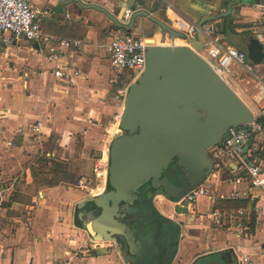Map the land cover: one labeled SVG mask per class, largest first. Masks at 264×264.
<instances>
[{"label":"crops","instance_id":"crops-1","mask_svg":"<svg viewBox=\"0 0 264 264\" xmlns=\"http://www.w3.org/2000/svg\"><path fill=\"white\" fill-rule=\"evenodd\" d=\"M81 1L102 7L109 13H116L120 8H123L122 12L125 9L147 11L149 20L154 18L166 23V18L162 20L158 15L165 14L164 10L154 5L152 0ZM170 1L179 15L195 23L200 18L225 11L220 5H214L219 0ZM260 1L250 0L242 4L233 20L227 18L211 24L215 29L217 26L222 29L224 21L226 26L250 25L249 28L236 29L234 35L250 33L257 16H253L249 4ZM30 2L48 11L40 19L44 32L58 37L64 33V26L75 24L83 27L85 34L79 40L82 42L80 48H62L60 51L59 63L79 72L74 85L53 77L57 64L45 59L48 52L54 51L52 46L38 45L39 48L35 49L34 43L23 41L14 47L0 48V264H128L123 261L122 254L118 255L112 243L98 247L107 249L103 255L92 249V241L83 229V223L88 218L79 216L84 210L78 204L85 198L94 197V193L86 195L84 185L75 189L62 185L37 187L30 172V167L42 154L69 163V159H74L77 136L82 141L81 154L96 150L100 138L98 132H94L98 131L97 124L103 123V117H108L115 109L108 97L111 75H103L105 56L110 68L106 46L114 36L110 34L113 32L111 22L102 13L81 9L74 4L58 12L56 0ZM140 25V22L135 23L133 33L139 34ZM151 33L153 37L158 36L155 30L148 32ZM227 34L218 36L223 42L229 41ZM158 38L161 39V36ZM175 42L179 44L180 41ZM164 43L171 44L167 34ZM260 66L264 78V64ZM233 81L238 86L234 78ZM57 88L64 92L56 93L54 90ZM235 93L246 104L253 98L246 90L242 91L246 100L236 90ZM88 121L94 127L84 131ZM36 123H41L42 134L38 139L31 132ZM253 142L248 150L255 146L262 148L256 152L255 159L264 169V133L258 134ZM82 170L85 171L84 166ZM233 190L245 193L241 199L248 201L252 207L264 202V194L249 188L246 183L234 185L226 178L217 183L212 200L200 198L192 213L177 219L183 239L173 259L174 264H233L235 257L242 255H249L253 264H264V225L251 221L245 223V230L239 233L235 220L220 227L203 222L207 208L210 205L213 207L214 202L220 199L218 195ZM18 194L17 201H12L11 197ZM160 200L168 201L157 195L152 204L154 209L165 220L172 221L167 215L169 210L160 204ZM168 203L170 206L173 204ZM198 203H203V212L198 210ZM85 209H90L89 203ZM148 213L151 212L146 211ZM152 222L153 217L144 219L143 223ZM140 245L135 246L132 254L143 264L152 250L146 251Z\"/></svg>","mask_w":264,"mask_h":264},{"label":"water","instance_id":"water-1","mask_svg":"<svg viewBox=\"0 0 264 264\" xmlns=\"http://www.w3.org/2000/svg\"><path fill=\"white\" fill-rule=\"evenodd\" d=\"M56 2L58 12L74 4L81 9L102 13L111 22V36L118 31L133 35L135 23L150 18L147 11L137 10L128 23L123 24L122 15L126 10L122 12L123 8L109 13L102 7L84 4L81 0ZM240 3L241 0H225L222 3L225 11L200 18L197 27L227 18L233 20ZM150 22L155 26L154 30L160 33L161 42L165 41L167 34L171 45L155 46L152 33L145 36L150 44L145 50L146 66L136 82L127 88L118 125L119 133L114 135L108 147L107 190L78 204L84 210L79 216L88 218L83 223L88 237L92 241L112 243L118 255L122 254L123 261L128 264H142L132 251L137 245L143 247V242H150L143 228H130L122 222L124 219L135 221L127 213L128 210H136L138 214L141 211L142 214L139 201L142 186L149 182L151 189L161 188L162 196L173 202L196 187L206 176L210 168L206 151L220 138L226 137L224 131L228 127L247 125L253 121L247 105L201 57L186 46L174 45L176 39L184 38L181 33L158 19L151 18ZM196 39L198 42L191 39L187 42L195 51H200L202 37L199 31ZM240 41L244 53L256 65L264 64V46L259 35L244 33ZM33 47L39 48L36 43ZM0 48L7 47L0 45ZM173 163L182 171L177 176L176 185L169 183L163 175ZM87 203L90 204L89 210L85 209ZM96 211H99L98 215L93 216ZM171 211L180 216L189 215L187 203L172 204ZM171 222L172 225L164 220L158 224L159 227L157 225L161 232L158 247L165 253V245L170 246L175 258L180 225ZM95 251L103 255L107 249L96 248ZM148 257L149 262L146 258L144 264L172 262L169 259L163 263L159 256Z\"/></svg>","mask_w":264,"mask_h":264},{"label":"built area","instance_id":"built-area-1","mask_svg":"<svg viewBox=\"0 0 264 264\" xmlns=\"http://www.w3.org/2000/svg\"><path fill=\"white\" fill-rule=\"evenodd\" d=\"M152 2L165 11V25L181 33L184 36L182 41L187 44V47L201 57L231 89L235 91L233 75L235 70H238L251 77L256 90L251 102L249 104L245 103L252 112L253 121L247 125L228 127L224 131L226 137L220 138L218 142L206 151L207 159L210 161V168L206 176L196 187L188 190L172 203L177 205L187 203V209L189 213H192L200 198L213 199L214 195L212 192L216 184L222 183L225 178L234 185L246 183L249 188L260 190L264 194V169L255 159L256 152L262 150V148L255 146L252 150H248L249 145L254 143L255 137L264 133V125L259 122L260 119L264 121V78L256 73L254 64L246 61L244 52L227 46L221 37L215 35V30L211 23H206L198 28L197 23L187 21L179 15L172 1L152 0ZM253 7L257 17L250 29V33L259 35L260 42L264 46V0L253 3L252 9ZM47 14V10L33 6L30 0H0V45L3 47H14L26 41L28 43H36L40 47L52 46L54 51L50 54L48 52L45 59L57 64L53 71V77L74 85L79 72L59 63L61 61L60 51L62 48H80L82 42L79 40H63L44 32L40 26V19ZM132 14L131 10H125L121 23L127 24ZM197 31L200 32L202 37V49L200 51H195L193 46L187 42L190 39L197 41ZM160 43L162 45L155 43L154 45L162 47L171 45L161 41ZM149 46L150 44L146 38L128 36L121 34L119 31L114 34L106 46L110 68L114 75L125 74L128 77L126 89L118 91L119 94H122L121 97L123 99L128 86L136 82L145 69V50ZM118 81V77H116L111 79L110 82L117 84ZM54 91L56 93L64 92L63 89H55ZM119 118L118 116L117 124L120 120ZM18 132L22 133L20 130ZM31 132L38 139L42 134L41 123L33 125ZM101 161L108 162V149L102 152ZM98 175L99 173H97ZM106 175L107 171L105 170L103 189L101 193L94 194V197L104 191ZM78 183L79 186L84 185L82 181ZM243 197H245V193L236 190L218 195L220 199H241ZM210 206L207 208L204 218L214 226L220 227L231 222L234 223L235 220L236 229L239 233H242L245 230V223L252 221L256 225H264V202L255 204L248 209L236 211L215 209ZM105 243L104 241H92L91 246L92 249H96ZM233 264H253V261L249 255H242L236 256Z\"/></svg>","mask_w":264,"mask_h":264},{"label":"rangeland","instance_id":"rangeland-1","mask_svg":"<svg viewBox=\"0 0 264 264\" xmlns=\"http://www.w3.org/2000/svg\"><path fill=\"white\" fill-rule=\"evenodd\" d=\"M249 2H250V0H244V4L249 3ZM249 6H250V8H252V3H250ZM250 11L253 13V16L255 17L256 16L255 8L253 7V9ZM158 15H160V18L162 20L164 18H166L165 14L161 13ZM153 31H154V25L150 22L149 19H144L140 25L139 34H137L136 32H134L133 34L135 36L141 37V36H146V35H148V32H153ZM244 33L245 32H242L241 34L238 33L236 35L227 34L229 41L224 40V43L228 46H231V47L239 50V51H245L243 49V46H242L241 41H240L241 35ZM247 33H249V32H247ZM246 61L248 63L255 65V69H256L257 74L263 75L262 70H261V66L256 65L247 55H246ZM103 67H104V73H103L104 76H105V74L109 77L111 75V79L118 77V80H119L117 84H112L110 82V90H109V94H108L109 100L115 105V109L112 111V113L108 117H106V118L103 117V119H104L103 123L97 124L98 131H94V132H98V134L100 135V138H99L98 145L95 148L96 150L91 149L90 151L85 152L84 155L81 154L82 141H81V137L77 136V139L74 142L75 143L74 159H69V163L65 162L67 165L68 177H66V179L60 184L66 188L75 189L76 187L79 186L78 182H79V179H81L84 186L86 187V189H84L85 194L88 196L93 195V193L94 194L101 193V191L103 189L104 173H105V170L107 171L108 162L106 163L105 161H101L102 152L105 151L106 149H108L111 139L113 137H115L113 135H115L116 133H119V127L117 128V125H119V121L117 124V120H118L117 117L118 116L120 117V115H121L124 99L121 97L122 94H119L118 91H124L127 87V82H128V77H126L125 74H120L118 76H115L114 72L112 73L110 71L106 56L103 59ZM234 76L235 77H233V78H234L235 82L238 84V86L233 84V87L235 88L236 92L241 97H243L245 99V97L242 95V91L246 90L248 96L251 98L256 93V90L254 88L255 85L251 81V77L247 74L241 73L238 70H235ZM91 127H94V126L92 125L91 122L88 121V123L86 124V126L84 127L83 130L86 131L89 128L91 129ZM105 140H108V141H106V143H105ZM79 153H80V156L78 155ZM55 158H57V157H55ZM57 159H59V158H57ZM83 166L85 168V171L82 170ZM97 173H99L98 176H97ZM16 197H20V194H18V196H16ZM157 201L158 200H156V202ZM160 204L161 205L164 204L165 207L167 208V210H169L167 215L173 219L172 220L173 222L177 223L178 222L177 219H181L180 215H176L171 211V206L168 203V201L163 202V200H162L160 202ZM198 210L203 212V210H204L203 203L202 204L198 203ZM151 217H153V215L151 213L146 214L143 217V222H144V219H147V218L149 219ZM203 222L208 223V221L205 220V218L203 219ZM153 226H154V224H148V223L145 224L143 229L146 231L147 235H149V233L154 234V227ZM151 237H153V236H151ZM182 239H183L182 237H179V239H178L179 243ZM142 245H143L142 249H146V251L154 250L152 241L149 243L143 242ZM171 261H172L171 264H174L173 259ZM137 264H139V263H137ZM178 264H181V263L179 262Z\"/></svg>","mask_w":264,"mask_h":264},{"label":"trees","instance_id":"trees-1","mask_svg":"<svg viewBox=\"0 0 264 264\" xmlns=\"http://www.w3.org/2000/svg\"><path fill=\"white\" fill-rule=\"evenodd\" d=\"M222 25H223L222 29H219L218 26H217V29L214 28L215 35H225L227 33L234 34L236 29L250 27V25H227L226 26L225 21H224V24ZM62 29L64 30V33L58 37L60 39L67 40V41L82 40L85 34V29L83 27H78L75 24H71V25L67 24ZM259 122L262 125H264V121L262 119H260ZM172 165L178 168L175 163H173ZM30 172H31L32 180L36 184L37 187L57 186V185H60L66 179V177H68L66 163L51 155L46 156L45 154H42L36 158L33 165L30 167ZM11 200L16 202L17 197L13 196L11 197ZM141 204L143 206V203ZM213 207L215 209H228V210L236 211L239 209H248V208H251L252 206L249 204L248 201L243 200V199H218L214 202ZM147 209L152 214L156 215L162 221L165 220L162 216H160L156 212L152 204H147ZM165 221L172 225V222L170 220H165ZM148 262H149V259H148Z\"/></svg>","mask_w":264,"mask_h":264},{"label":"flooded vegetation","instance_id":"flooded-vegetation-1","mask_svg":"<svg viewBox=\"0 0 264 264\" xmlns=\"http://www.w3.org/2000/svg\"><path fill=\"white\" fill-rule=\"evenodd\" d=\"M231 1V0H229ZM212 1H210L211 3ZM222 1H218L215 2L214 5L215 6H221L223 7L222 9L225 10V5L222 6ZM244 4V0H241L240 5ZM228 22L230 21V19L227 20ZM230 24H233L232 22H230ZM182 171L179 168L174 167V165H171L167 172L165 174H163L166 178L167 181L171 184H175L176 185V180H177V176L179 174H181ZM185 177V176H183ZM107 190V186H106V182H105V189L104 191ZM103 191V192H104ZM157 195H162V190L161 188H157V189H151L150 187V183L148 182L147 184H145L144 186H142L141 192H140V196H139V201H141V203H143V206L141 208L142 210V214L136 211V210H128V214L129 216L133 217V220L135 221H131L130 219H124L122 220V222L126 223L130 228L134 227V226H138L139 228H144L145 224L143 223V217L146 214V211H149L147 209V204H153L154 199L156 198ZM99 213V211H96L93 213V216H97ZM162 222L161 219H159L156 215L153 214V222L152 224H154V234L149 233V235L146 236V238L148 237V240L151 242L155 241V244L153 245V249L151 254L152 256H159L160 261H162L163 263H166L167 260H172L174 259L173 257V253L172 249L170 246L165 245L166 247V251L165 253H163V251H160V248L158 247V242L161 241L159 240V236H161V232L159 231L158 227H159V223ZM150 224V223H148ZM158 225V227H157ZM149 232V231H148ZM153 236V237H151ZM157 242V243H156ZM160 252V254H159ZM169 253V254H168ZM159 254V255H158Z\"/></svg>","mask_w":264,"mask_h":264},{"label":"bare ground","instance_id":"bare-ground-1","mask_svg":"<svg viewBox=\"0 0 264 264\" xmlns=\"http://www.w3.org/2000/svg\"><path fill=\"white\" fill-rule=\"evenodd\" d=\"M156 34H158V36L160 37V34L158 32ZM158 36H154L153 37V42L155 44L162 45L160 43V41H158L159 40ZM175 41H180L182 43V45L180 44V42H178L179 44H177V42H175ZM175 41H174V45L175 46H186L187 47V44L184 41H182L181 39H176Z\"/></svg>","mask_w":264,"mask_h":264}]
</instances>
